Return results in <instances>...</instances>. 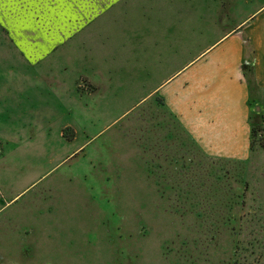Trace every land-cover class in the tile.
Segmentation results:
<instances>
[{
  "label": "rangeland",
  "instance_id": "rangeland-1",
  "mask_svg": "<svg viewBox=\"0 0 264 264\" xmlns=\"http://www.w3.org/2000/svg\"><path fill=\"white\" fill-rule=\"evenodd\" d=\"M263 1L117 0L67 38L58 6L8 20L33 35L0 46V264H264V100L224 162L194 158L157 94Z\"/></svg>",
  "mask_w": 264,
  "mask_h": 264
},
{
  "label": "crops",
  "instance_id": "crops-1",
  "mask_svg": "<svg viewBox=\"0 0 264 264\" xmlns=\"http://www.w3.org/2000/svg\"><path fill=\"white\" fill-rule=\"evenodd\" d=\"M13 1L12 4L11 0H5L0 5L1 14L5 13L2 17L0 15V46L6 45L5 49L12 50V54L19 58L20 40L24 37L27 38V35L32 37L33 34L30 35L31 33L21 26L22 32L27 33L25 36H20L17 31L14 32L15 27L8 25V20L12 22L15 19L18 23L20 21L27 22L28 17L32 16L28 15L25 9L23 10L24 7L28 8L27 3L32 5L35 10L40 5L67 9L61 22V36L65 35L67 38L70 36L69 32L74 31V26L83 29L88 26L89 22L98 21L99 17L106 12L105 8L110 4L113 6L117 0ZM224 1L220 0L219 7L224 4ZM38 13L41 14L32 16L35 18L34 20L48 12L40 10ZM239 26L241 27L236 29L237 34L227 36L230 32L227 31L220 39L227 37L218 46L208 52H206L208 49L203 51L201 58L200 54L198 59L194 58L177 67L171 76L158 85L157 94L164 98V105L158 107L167 111L171 119L176 121L177 131L181 137L185 136L186 141L193 147L194 158L203 157V159L227 162L228 152L237 156L239 154L242 157L243 151L247 150L249 143L247 139L248 103H260L264 100V1L254 12L242 19L235 28ZM233 29L231 30L233 31ZM52 33L48 39L57 37V32ZM79 33L83 36L81 32ZM90 39L93 37L90 38L87 34L85 39L79 41V45H85V42L88 43ZM51 43H54V40ZM55 48L54 46L47 50ZM64 50L67 55L73 54L67 53V49ZM249 57L255 78L253 86L246 83L241 67L246 61L249 62L247 60ZM66 61H70L73 70L77 68L78 61L82 63L81 59L74 60L70 56ZM90 83L95 87L97 85L91 81ZM185 92L191 93V97H185ZM0 114H3L2 110H0ZM66 127L70 128V126L64 125L60 128V132ZM167 134L170 135L168 131ZM23 135L27 137V133H23ZM14 136V142L23 140L22 135L18 132Z\"/></svg>",
  "mask_w": 264,
  "mask_h": 264
},
{
  "label": "snow or ice",
  "instance_id": "snow-or-ice-1",
  "mask_svg": "<svg viewBox=\"0 0 264 264\" xmlns=\"http://www.w3.org/2000/svg\"><path fill=\"white\" fill-rule=\"evenodd\" d=\"M5 2V0H0V5H2Z\"/></svg>",
  "mask_w": 264,
  "mask_h": 264
},
{
  "label": "water",
  "instance_id": "water-1",
  "mask_svg": "<svg viewBox=\"0 0 264 264\" xmlns=\"http://www.w3.org/2000/svg\"><path fill=\"white\" fill-rule=\"evenodd\" d=\"M257 109H258V107H257Z\"/></svg>",
  "mask_w": 264,
  "mask_h": 264
}]
</instances>
